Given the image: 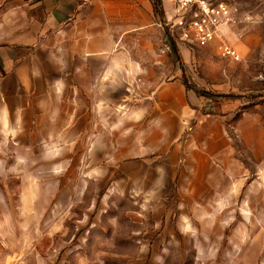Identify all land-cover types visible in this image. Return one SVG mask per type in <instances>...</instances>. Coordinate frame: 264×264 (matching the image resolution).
<instances>
[{"label":"rangeland","instance_id":"rangeland-1","mask_svg":"<svg viewBox=\"0 0 264 264\" xmlns=\"http://www.w3.org/2000/svg\"><path fill=\"white\" fill-rule=\"evenodd\" d=\"M224 1L238 60L176 43L158 19L150 41L133 37L142 64L120 114L95 129L96 100H75L90 114L68 133L59 115L51 144L33 110L9 117L0 264H264V0ZM179 58L193 87L231 97L187 91Z\"/></svg>","mask_w":264,"mask_h":264},{"label":"crops","instance_id":"crops-1","mask_svg":"<svg viewBox=\"0 0 264 264\" xmlns=\"http://www.w3.org/2000/svg\"><path fill=\"white\" fill-rule=\"evenodd\" d=\"M155 25L152 0H2L0 129H9L11 115L33 110L35 128L50 131L47 143L59 115L68 116V133L69 119L73 124L74 115L90 114V108H75L79 99L96 100L104 120L94 122L95 129L107 113L120 114L119 100H133V76L142 64L133 59V37L150 41ZM132 106L127 114L133 118ZM83 122L91 129L93 122ZM114 123L108 130H120Z\"/></svg>","mask_w":264,"mask_h":264},{"label":"built area","instance_id":"built-area-1","mask_svg":"<svg viewBox=\"0 0 264 264\" xmlns=\"http://www.w3.org/2000/svg\"><path fill=\"white\" fill-rule=\"evenodd\" d=\"M170 4V18L163 23L176 43L212 45L220 56L239 59V53L225 34L236 17L224 0H170Z\"/></svg>","mask_w":264,"mask_h":264},{"label":"trees","instance_id":"trees-1","mask_svg":"<svg viewBox=\"0 0 264 264\" xmlns=\"http://www.w3.org/2000/svg\"><path fill=\"white\" fill-rule=\"evenodd\" d=\"M152 3H153V8H154V12H155V15L158 17L159 19V22H164V10H163V2L162 0H152ZM177 57H179V54L177 51H175ZM179 67L182 71V78H183V85L185 87V89L187 91H193L195 94L197 95H203V96H209V97H231V95H228L227 94H209L207 92H204L202 90H199L197 89L196 87H193L190 82L188 81L184 71H183V65H182V62L179 58Z\"/></svg>","mask_w":264,"mask_h":264}]
</instances>
